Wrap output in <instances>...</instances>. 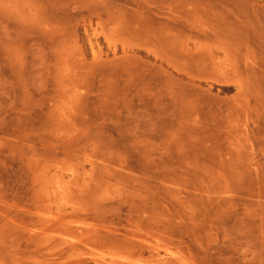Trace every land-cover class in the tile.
<instances>
[{
	"label": "rangeland",
	"instance_id": "rangeland-1",
	"mask_svg": "<svg viewBox=\"0 0 264 264\" xmlns=\"http://www.w3.org/2000/svg\"><path fill=\"white\" fill-rule=\"evenodd\" d=\"M0 264H264V0H0Z\"/></svg>",
	"mask_w": 264,
	"mask_h": 264
}]
</instances>
